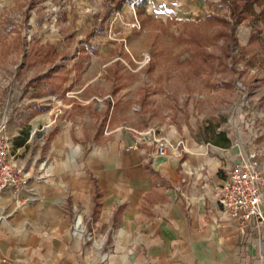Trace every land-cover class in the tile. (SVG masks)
I'll use <instances>...</instances> for the list:
<instances>
[{
	"label": "rangeland",
	"instance_id": "374dc122",
	"mask_svg": "<svg viewBox=\"0 0 264 264\" xmlns=\"http://www.w3.org/2000/svg\"><path fill=\"white\" fill-rule=\"evenodd\" d=\"M232 7L0 0V122L10 135L27 130L34 151L46 147L58 119L79 115L94 136L127 120L181 139L210 125L264 152V0L241 15ZM51 110L49 124L35 118ZM32 160L50 162L41 153Z\"/></svg>",
	"mask_w": 264,
	"mask_h": 264
},
{
	"label": "crops",
	"instance_id": "0c3cea01",
	"mask_svg": "<svg viewBox=\"0 0 264 264\" xmlns=\"http://www.w3.org/2000/svg\"><path fill=\"white\" fill-rule=\"evenodd\" d=\"M53 114L35 118L49 124ZM81 119H58L44 149H32L27 130L11 135L24 182L19 197L8 191L0 202V264H264V223L242 225L217 196L252 147L228 134L216 143L217 127L184 139L172 129L158 155L146 143L127 149L128 120L96 140ZM39 153L50 162L35 164ZM76 213L94 242L72 234Z\"/></svg>",
	"mask_w": 264,
	"mask_h": 264
},
{
	"label": "built area",
	"instance_id": "2783aa9c",
	"mask_svg": "<svg viewBox=\"0 0 264 264\" xmlns=\"http://www.w3.org/2000/svg\"><path fill=\"white\" fill-rule=\"evenodd\" d=\"M133 140L127 149H137L141 144L154 145V152L158 155L167 154L169 140L156 134L154 128L129 127ZM260 156V158H259ZM16 151L13 138L8 132L7 122H0V202L8 191L16 197L24 182L22 171L15 161ZM264 167V152L252 150L246 152L242 158L230 168L227 177L217 191L218 201L225 211L239 219L242 225L255 221L257 225L264 223V211L261 204L264 199L262 170ZM18 200V199H17ZM19 201V200H18ZM4 214L0 211V218ZM71 232L73 235L94 242L96 235L93 230H88L87 223L81 213H76ZM105 239L101 241L103 245ZM103 259L108 257V252H103Z\"/></svg>",
	"mask_w": 264,
	"mask_h": 264
},
{
	"label": "trees",
	"instance_id": "16d2710c",
	"mask_svg": "<svg viewBox=\"0 0 264 264\" xmlns=\"http://www.w3.org/2000/svg\"><path fill=\"white\" fill-rule=\"evenodd\" d=\"M226 2H229L231 4L232 7V12L233 15H241L244 9H247V11H252L254 9L255 4L259 1V0H242L244 1L243 3H236L235 1H231V0H225ZM148 2V0H141V6L146 5ZM140 4V3H139ZM122 5L121 3L117 4V8H120ZM207 129H212L213 131L215 130V128H211L210 125L207 126ZM210 137L212 139H214V141L216 143H222V144H227L230 142V139L227 137V133L225 130H220L217 132V137L213 138V135L211 134ZM19 143V142H18Z\"/></svg>",
	"mask_w": 264,
	"mask_h": 264
}]
</instances>
